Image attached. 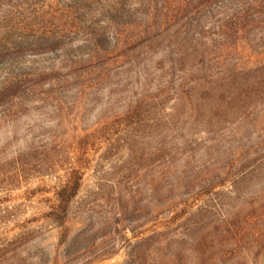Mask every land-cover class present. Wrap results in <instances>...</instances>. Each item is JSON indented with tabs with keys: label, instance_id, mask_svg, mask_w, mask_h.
Returning a JSON list of instances; mask_svg holds the SVG:
<instances>
[{
	"label": "rangeland",
	"instance_id": "rangeland-1",
	"mask_svg": "<svg viewBox=\"0 0 264 264\" xmlns=\"http://www.w3.org/2000/svg\"><path fill=\"white\" fill-rule=\"evenodd\" d=\"M0 264H264V0H0Z\"/></svg>",
	"mask_w": 264,
	"mask_h": 264
},
{
	"label": "trees",
	"instance_id": "trees-1",
	"mask_svg": "<svg viewBox=\"0 0 264 264\" xmlns=\"http://www.w3.org/2000/svg\"><path fill=\"white\" fill-rule=\"evenodd\" d=\"M80 187V179L73 178L57 191L56 218L61 226H65L68 213V207L77 194Z\"/></svg>",
	"mask_w": 264,
	"mask_h": 264
}]
</instances>
